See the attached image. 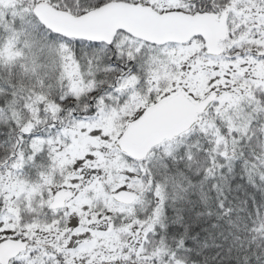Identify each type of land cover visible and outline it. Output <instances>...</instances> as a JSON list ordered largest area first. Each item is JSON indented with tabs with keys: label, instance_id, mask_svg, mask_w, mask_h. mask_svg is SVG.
<instances>
[{
	"label": "snow or ice",
	"instance_id": "obj_1",
	"mask_svg": "<svg viewBox=\"0 0 264 264\" xmlns=\"http://www.w3.org/2000/svg\"><path fill=\"white\" fill-rule=\"evenodd\" d=\"M0 264H264V0H0Z\"/></svg>",
	"mask_w": 264,
	"mask_h": 264
}]
</instances>
